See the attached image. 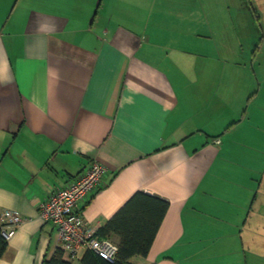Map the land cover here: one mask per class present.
<instances>
[{
  "label": "crops",
  "instance_id": "0c3cea01",
  "mask_svg": "<svg viewBox=\"0 0 264 264\" xmlns=\"http://www.w3.org/2000/svg\"><path fill=\"white\" fill-rule=\"evenodd\" d=\"M103 1L0 0V212L26 219L0 264L53 254L38 204L92 161L93 229L135 191L168 201L135 264H264L263 49L195 46L197 0Z\"/></svg>",
  "mask_w": 264,
  "mask_h": 264
},
{
  "label": "built area",
  "instance_id": "2783aa9c",
  "mask_svg": "<svg viewBox=\"0 0 264 264\" xmlns=\"http://www.w3.org/2000/svg\"><path fill=\"white\" fill-rule=\"evenodd\" d=\"M104 166L92 161L87 169L65 187L57 189L49 198L38 204V216L50 221L56 229L58 247L63 258L75 259L82 250L89 249L107 260H112L116 245L107 238H99L78 211V202L94 190L104 173ZM25 217L13 210L0 212L1 233L10 239Z\"/></svg>",
  "mask_w": 264,
  "mask_h": 264
},
{
  "label": "trees",
  "instance_id": "16d2710c",
  "mask_svg": "<svg viewBox=\"0 0 264 264\" xmlns=\"http://www.w3.org/2000/svg\"><path fill=\"white\" fill-rule=\"evenodd\" d=\"M252 5V0H247ZM168 201L143 191H135L119 209L96 230L99 238L117 237L113 259L107 260L101 255L84 249L73 260L63 258L59 247L41 264H135L133 257H146L162 219L167 211ZM112 241V240H111ZM7 247V240L1 233L0 257ZM154 264V263H151Z\"/></svg>",
  "mask_w": 264,
  "mask_h": 264
},
{
  "label": "rangeland",
  "instance_id": "374dc122",
  "mask_svg": "<svg viewBox=\"0 0 264 264\" xmlns=\"http://www.w3.org/2000/svg\"><path fill=\"white\" fill-rule=\"evenodd\" d=\"M29 1L21 0L20 4ZM45 1L49 7H54L57 6L55 3L58 0ZM91 2L94 4L95 0H91ZM201 2L203 5H198L197 0V6L193 8L189 7L188 2H186L187 6L181 7L182 10L186 8L185 12H192L203 19L196 25L200 40L195 46L206 48L207 42L214 38L213 41L217 43L216 48H225L222 45L223 34L229 33L233 35L235 48H253L258 44L260 47L256 51L263 49L262 56H264V0H252V5L248 4L247 0H201ZM106 4L107 1L104 0L101 10ZM174 10L175 8L172 7V11ZM181 13L185 15L184 11ZM206 21L209 22L208 26ZM242 63L246 64L243 61ZM260 63L262 64V62ZM260 69L261 73L256 75L258 82L261 81V75L264 74L263 64ZM262 244L264 246V242ZM251 247H253V243Z\"/></svg>",
  "mask_w": 264,
  "mask_h": 264
},
{
  "label": "bare ground",
  "instance_id": "6f19581e",
  "mask_svg": "<svg viewBox=\"0 0 264 264\" xmlns=\"http://www.w3.org/2000/svg\"><path fill=\"white\" fill-rule=\"evenodd\" d=\"M6 240H8V239H6Z\"/></svg>",
  "mask_w": 264,
  "mask_h": 264
}]
</instances>
